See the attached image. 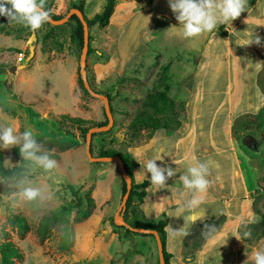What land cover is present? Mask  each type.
<instances>
[{"label":"rangeland","instance_id":"1","mask_svg":"<svg viewBox=\"0 0 264 264\" xmlns=\"http://www.w3.org/2000/svg\"><path fill=\"white\" fill-rule=\"evenodd\" d=\"M49 1L58 15H66L80 3L87 17L101 13L106 3V0ZM159 8L164 11L160 20L153 13ZM77 26V20L71 19L61 25L44 23L40 29L31 31L6 22L5 30L0 31V65L7 66L0 71V127L12 126L18 133L31 129L43 149L60 156L56 167L46 172L31 160L16 158L13 150L17 146L0 147L6 165H23L31 170L25 175L28 182L20 187L16 181L25 176L17 180L0 177V188L10 189L9 195L0 200V243L11 240L20 247L23 257L15 259L14 264H160L154 235L138 234L133 241L124 239L133 232L114 221L126 184L118 163L91 161L86 153V137L58 121L65 115L96 123L105 120L103 100L78 84L82 47L72 38ZM47 31L49 36L45 37ZM89 31L93 52L87 59L88 79L95 91L111 94L114 115L109 130L93 134L94 155L110 148L125 153L129 145H152L155 126L168 124L173 130L174 120L181 123L179 126L185 133L193 128L187 124L188 91L177 77L197 61L196 51L191 50L197 39L183 36L169 1L117 0L109 25L102 27L96 23ZM216 44L214 41L212 47ZM31 46L37 47V51L27 62ZM239 56L250 60L253 71L240 104L234 101L236 109L228 137L234 145H245V157L261 161L264 167V96L251 85L257 73L256 55L248 50ZM222 58L214 55L211 60L210 73L216 77V88L227 82L226 60ZM72 62L74 69L70 67ZM160 91L174 103L173 118L169 117L172 114L168 105L159 99ZM149 95L157 99V107L149 105ZM251 106H255V111L238 115L242 111L239 109ZM134 119L141 121L132 125ZM247 136L250 141L243 142ZM252 141L258 143V150L250 147ZM128 161L131 170L134 163ZM69 185L80 189V196H74ZM29 186L40 188L42 198L34 201L22 198L21 187ZM262 195L253 204L262 217L256 233L264 235V192ZM89 197L94 202H89ZM78 200L82 201L81 206ZM131 207L124 217L135 225L130 219ZM18 214L25 216L31 226L24 235L13 223ZM231 248L229 251L225 246V254L215 253L216 264H235L234 246Z\"/></svg>","mask_w":264,"mask_h":264},{"label":"crops","instance_id":"2","mask_svg":"<svg viewBox=\"0 0 264 264\" xmlns=\"http://www.w3.org/2000/svg\"><path fill=\"white\" fill-rule=\"evenodd\" d=\"M163 12L159 8L153 13L160 20ZM256 37L260 38V44L255 43ZM190 39H197L195 47L190 48L196 51L197 61L189 64L177 81L188 91L186 100L190 108L187 124H192L193 128L185 133L179 126L181 123L174 120L172 125L176 128L173 130L168 125L155 131L154 144L127 147L125 153L134 163L131 171L136 183L150 180V174H147L148 178L144 169L148 159H158L162 155L163 161L158 160L157 164L176 170V175L167 181L165 188L155 190L150 183L145 187L143 200L137 199L132 203L130 219L158 223L167 216L169 222L166 226L177 229L184 224L182 217L188 218L185 224L187 235L173 236L166 232L165 248L170 264H216L215 253L223 251L225 254V246L232 251V245L235 264H254L253 253L264 244V235L256 233L262 225V217L253 204L263 196L264 167L261 161L258 163L246 158L245 145H234L228 133L236 109L234 101L240 104L246 91V81L251 79L250 71H253L250 60L239 56L243 51L249 50L256 55L257 73L251 85L264 96V0H256L251 5L247 3L246 11L240 17ZM214 41L217 44L212 47ZM36 51L37 47L35 54ZM214 55L226 60L227 82L221 88H216V77L210 73ZM70 67L74 69L73 62ZM217 95L220 97L216 99ZM251 107L239 109L242 111L238 115L255 111V106ZM170 114L169 117L173 118V111ZM156 140L160 143L157 144ZM253 148L258 150L259 145ZM197 160L212 162L207 177L210 186L206 192L197 194L201 203L196 209L180 213L178 209L184 207L193 193L183 187L179 176ZM206 226H214V231L209 232ZM132 232L124 239L133 241L138 234L150 235ZM246 232L251 236L246 237ZM153 238L159 256L157 242Z\"/></svg>","mask_w":264,"mask_h":264},{"label":"clouds","instance_id":"3","mask_svg":"<svg viewBox=\"0 0 264 264\" xmlns=\"http://www.w3.org/2000/svg\"><path fill=\"white\" fill-rule=\"evenodd\" d=\"M45 0H0V16L7 18L9 23L19 24L36 31L44 23L50 21V13L45 10ZM171 11L175 19L182 26V33L185 38H194L205 32H212L218 25L226 24L240 17L246 11L247 0H169ZM260 38H255V43L260 44ZM0 147L5 149L19 146V151L24 160H31L46 172L56 167V160L51 158L50 150L43 149L37 142L35 134L31 129L18 133L14 127H0ZM163 161L162 155L158 159H148L144 164L146 175L150 174V187L159 190L167 186V181L176 175V170L171 166H161L157 161ZM175 163V161H174ZM211 161L201 162L197 160L194 165L187 168L186 172L179 176V182L183 187L190 190L193 195L184 207L178 212L192 211L196 209L201 200L199 193H204L210 186L207 177L210 174ZM148 177V175H147ZM149 178V177H148ZM27 176L16 181L17 187L27 183ZM19 195L27 201H34L42 198L43 193L38 187H21ZM183 226L174 229L171 225L165 227L170 235H187L185 224L188 218L182 217ZM209 232L214 231V226H206ZM246 237L251 233L246 232ZM239 239V237H236ZM254 264H264V248L253 253Z\"/></svg>","mask_w":264,"mask_h":264},{"label":"trees","instance_id":"4","mask_svg":"<svg viewBox=\"0 0 264 264\" xmlns=\"http://www.w3.org/2000/svg\"><path fill=\"white\" fill-rule=\"evenodd\" d=\"M255 1L256 0H247V3L249 5H251ZM116 2H117V0H106V3L104 5V9L101 13H97L93 17H87L85 15V18L89 24V27H92L96 23H99L100 26H102V27L108 26L110 23L111 17L114 13ZM44 7H45V10L49 11L50 16H52L55 19H59V18L64 16V15H61V14L58 15L55 13V11L52 8V3L49 0H45ZM74 7H77L84 12V6L82 4H80V3L75 4ZM71 19H76L77 24H78L76 30L72 34L73 35L72 38L74 40H76L77 44L80 47H83V43H84L83 24L75 14L71 17ZM6 22H8L7 18L4 16H0V31L5 30L4 24ZM47 23L50 25L49 22H47ZM48 34H49V31L46 32L45 37L49 36ZM90 39H91V36H90ZM92 52H93L92 47H89V55ZM6 67L7 66L5 64L0 65V71H5ZM78 84H80L83 87L85 92H88L86 90V87L84 85V82H83L81 75L78 77ZM97 91L101 92L99 90H97ZM105 94L109 97V99L111 101V98H112L111 94L110 93H105ZM158 95H159V99L161 101H163L165 105H168L167 109H170V111H173V104L174 103H173V101L168 99L166 93L164 91H160ZM152 96L153 95L148 96V98L151 99V100H149V105L151 107H157L158 106L157 99H155V97L153 98ZM111 108H112V112H113L112 104H111ZM104 114H105V120L103 122H99V123H96L95 121H93L91 119L74 117L72 115H65L62 119H60L58 121L62 126L66 127V128H69V127L74 128L75 130H77L79 132V134L82 137H86V134L91 127L102 126V125H105L108 123V118H107L106 112ZM140 121H141V119H134L132 121V125H137ZM159 127L167 128L168 124L155 126V128H157V129ZM91 150H92V147H91ZM13 153H14L16 158L19 159L21 157V154L19 151V146L14 148ZM114 155H119L122 157V159L125 163L126 169L128 170L129 174L131 175V177L133 179V187L131 189V193H130V196H129V199L127 202V209L125 211V213H127L129 210V207L133 203L134 198H137L140 201L143 200V198L146 194L145 187L150 182H149V180H145L141 183L135 182L134 175H133L132 171L130 170L129 161H128V154L123 153V152H121L117 149H113V148L104 150L99 154V156H114ZM51 158L58 160L60 158V156L58 154L52 153ZM30 172H31V170L28 167L23 166V165H14V166L6 165L5 161H4V153L0 149V177L4 178L6 180H9V179L17 180V179L23 178L26 175V173H30ZM69 189L71 190V192L73 193L74 196H80V189H76L73 185H69ZM126 190H127V185L124 184L123 192L125 193ZM9 192H10V189L7 186H2L0 188V200L2 199L3 196L9 195ZM88 201L92 203V202H94V198L89 197ZM78 205L79 206L82 205L81 200H78ZM134 221H135V225L131 222H129V223L133 226H142L145 228H152V229L158 230V232L160 233V236L162 238V242L164 244L166 264H170L169 263V253L166 251V248H165V245H166L165 227L169 222V218L167 216H165L158 223H144L143 221H141L139 219L134 220ZM13 223L18 228V231L21 233V235H24L25 233H27L31 229V226H30V224L27 221L25 216H22L19 214L15 215L14 219H13ZM129 232H131V231L129 230ZM150 235L152 236V234H150ZM22 257H23L22 250L13 241L8 240V241H5L3 243H0V264H14L15 259L22 258Z\"/></svg>","mask_w":264,"mask_h":264},{"label":"water","instance_id":"5","mask_svg":"<svg viewBox=\"0 0 264 264\" xmlns=\"http://www.w3.org/2000/svg\"><path fill=\"white\" fill-rule=\"evenodd\" d=\"M74 14L82 22L83 31H84V43H83L82 53H81V58H80V63H79L80 64L81 77L83 79V82H84L86 89L92 95L99 97L100 99L103 100L104 109H105V112H106V115L108 118L107 124L102 125V126H94L88 130V132L86 134V153H87V156L89 157V159L91 161L96 162V163L101 162V161H116L118 163L121 174H122L124 180L126 181L127 190L123 196L121 205L115 214L114 221L116 224L121 225V226H125V227L129 228L131 231L154 235L156 242H157V246H158L160 264H166L164 244L162 242V238H161L158 230L152 229V228H145L142 226H133L124 217V213L127 209V202H128V199H129V196L131 193V189L133 187V179H132L131 175L129 174L128 170L126 169V166H125V163H124L122 157L119 155L97 156V155H94L92 153L91 147H92V136H93V134L95 132L109 130L112 127V125L114 124V115L112 112L111 102H110L109 97L104 93H100V92L95 91L92 88V86L89 82V79H88L87 59L89 56V47H90V31H89V24L85 18L84 12L77 7H73L69 10V12L66 15H64L63 17H61L59 19H55L52 16H50L49 22L51 24H54V25H61V24L68 22ZM34 39L36 41V39H37L36 35H34ZM34 54H35V46H31L30 47V53H29V56L27 57L26 61L28 62L34 56ZM69 129L71 131H74L75 133H78V131L75 130L74 128L69 127ZM253 147L257 148L258 144L256 142H254Z\"/></svg>","mask_w":264,"mask_h":264},{"label":"flooded vegetation","instance_id":"6","mask_svg":"<svg viewBox=\"0 0 264 264\" xmlns=\"http://www.w3.org/2000/svg\"><path fill=\"white\" fill-rule=\"evenodd\" d=\"M250 138L251 137H249V136H247V137H245L244 139H243V142H249L250 141ZM255 141H252L251 142V144H250V147L253 149V143H254Z\"/></svg>","mask_w":264,"mask_h":264}]
</instances>
